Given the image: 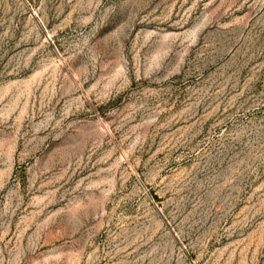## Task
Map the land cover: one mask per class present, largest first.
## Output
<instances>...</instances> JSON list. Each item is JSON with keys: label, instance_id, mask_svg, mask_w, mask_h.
<instances>
[{"label": "rangeland", "instance_id": "1", "mask_svg": "<svg viewBox=\"0 0 264 264\" xmlns=\"http://www.w3.org/2000/svg\"><path fill=\"white\" fill-rule=\"evenodd\" d=\"M0 264H264V0H0Z\"/></svg>", "mask_w": 264, "mask_h": 264}]
</instances>
